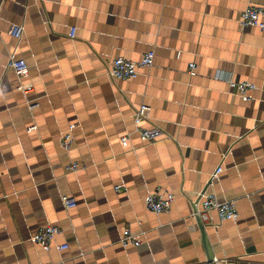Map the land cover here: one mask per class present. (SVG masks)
Instances as JSON below:
<instances>
[{
	"label": "crops",
	"instance_id": "crops-1",
	"mask_svg": "<svg viewBox=\"0 0 264 264\" xmlns=\"http://www.w3.org/2000/svg\"><path fill=\"white\" fill-rule=\"evenodd\" d=\"M0 3V264H195L211 256L264 264V29L240 23L249 3L264 0ZM12 23L25 26L21 39L10 35ZM151 49L155 63L138 77L107 74L113 58ZM11 57L27 61L26 76L8 66ZM230 79L255 82L254 99L230 90ZM143 103L151 115L142 125L163 130L153 142L135 132ZM72 123L66 152L60 137ZM73 161L84 169L68 171ZM221 164L210 188L235 199L240 216L221 222L213 210L204 234L195 201ZM158 188L175 194L159 215L145 203ZM64 195L77 205L67 209ZM48 223L60 226L55 243L68 248L33 242ZM127 227L141 233L140 246L121 244Z\"/></svg>",
	"mask_w": 264,
	"mask_h": 264
},
{
	"label": "built area",
	"instance_id": "built-area-1",
	"mask_svg": "<svg viewBox=\"0 0 264 264\" xmlns=\"http://www.w3.org/2000/svg\"><path fill=\"white\" fill-rule=\"evenodd\" d=\"M5 1V0H2ZM2 4L0 3V11ZM264 6L254 3H249L246 9L242 12L240 17V23L243 27L254 25L264 29ZM10 35L21 39L25 34V26L19 23H12L9 29ZM77 33V26H73L70 30V37L75 38ZM156 52L154 49L146 51L140 59H128L123 56L115 57L109 63L107 68V74L114 80L117 79H130L139 76L141 69L152 67L155 63ZM8 66L13 67L19 78L26 76L29 73V64L25 59H15L11 57ZM189 73L195 75L197 73L196 61L189 63ZM230 90L236 92L244 100L250 101L254 99L253 91L258 88V85L250 80H229ZM19 89L24 93H30L33 88L31 85L21 84ZM150 105L143 103L136 108L134 113L135 132H138L145 140L155 141L159 138L163 130L157 125L151 126L142 125L143 121L150 119ZM78 123H72L70 126L62 132L60 137V145L66 151L69 152L72 149V145L75 139L74 131ZM37 126L33 125L29 129H35ZM132 133H127L122 136V144L128 146L130 144ZM85 165L79 161H73L68 165L67 169L70 172H78L84 169ZM224 170L223 165H219L215 171H213L206 183V186L198 193L197 200L195 202L200 203L196 214H199L204 223H211V212L217 211L221 222L232 220L235 221L240 216L237 201L235 199L221 200L217 193L211 189V185L220 176ZM125 187V184L116 185L117 190H121ZM210 188V189H209ZM63 202L67 209H71L77 205L76 199L64 195L62 197ZM175 200L174 192L158 188L155 191H151L145 197V203L147 208L153 213L159 215L163 212L170 211L172 204ZM214 224V223H213ZM215 225V224H214ZM217 226V225H215ZM62 229L60 226L48 223L42 226L33 236L32 240L41 249L49 251L55 246L59 250H64L69 247V243L56 244V237L61 234ZM123 246L128 247L131 245L140 246L142 244L141 233H134L131 228L127 227L120 239ZM56 244V245H55ZM232 259L214 257L213 264H230ZM40 264H55L53 262H42ZM195 264H210L208 261L195 263Z\"/></svg>",
	"mask_w": 264,
	"mask_h": 264
},
{
	"label": "water",
	"instance_id": "water-1",
	"mask_svg": "<svg viewBox=\"0 0 264 264\" xmlns=\"http://www.w3.org/2000/svg\"><path fill=\"white\" fill-rule=\"evenodd\" d=\"M197 210H198V208H197ZM196 216H197V218H198V221L200 222V225H201L202 231L204 232V234H206V230H205V224H204V222L202 221V219H201V217L199 216V214H196ZM213 260H214V257L211 256V257H209L208 262H209L210 264H213Z\"/></svg>",
	"mask_w": 264,
	"mask_h": 264
}]
</instances>
